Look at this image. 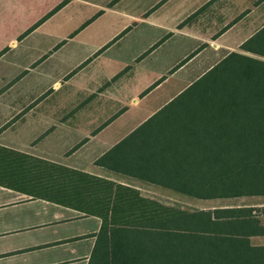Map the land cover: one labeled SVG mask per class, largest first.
<instances>
[{
	"label": "crops",
	"instance_id": "crops-1",
	"mask_svg": "<svg viewBox=\"0 0 264 264\" xmlns=\"http://www.w3.org/2000/svg\"><path fill=\"white\" fill-rule=\"evenodd\" d=\"M263 28L264 0H0V146L172 206L176 98L229 54L257 57L242 47ZM202 201L251 210L264 264V196ZM101 225L0 184V264H88Z\"/></svg>",
	"mask_w": 264,
	"mask_h": 264
},
{
	"label": "trees",
	"instance_id": "trees-1",
	"mask_svg": "<svg viewBox=\"0 0 264 264\" xmlns=\"http://www.w3.org/2000/svg\"><path fill=\"white\" fill-rule=\"evenodd\" d=\"M182 92L175 170L161 182L198 200L264 196V28ZM0 184L99 216L88 264H250L249 208L185 210L131 187L0 146Z\"/></svg>",
	"mask_w": 264,
	"mask_h": 264
},
{
	"label": "rangeland",
	"instance_id": "rangeland-1",
	"mask_svg": "<svg viewBox=\"0 0 264 264\" xmlns=\"http://www.w3.org/2000/svg\"><path fill=\"white\" fill-rule=\"evenodd\" d=\"M173 205L176 207L182 208V209L197 210V209H200L201 207H211V206H217L219 204L216 201H202V200L193 199V198L191 199L188 197L186 198L178 197L177 202L174 203Z\"/></svg>",
	"mask_w": 264,
	"mask_h": 264
}]
</instances>
